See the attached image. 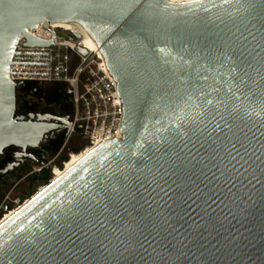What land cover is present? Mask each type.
<instances>
[{"label":"water","instance_id":"obj_1","mask_svg":"<svg viewBox=\"0 0 264 264\" xmlns=\"http://www.w3.org/2000/svg\"><path fill=\"white\" fill-rule=\"evenodd\" d=\"M93 2L0 0V153L53 128L15 117L10 64L47 63L13 54L48 55L14 53L21 37L48 47L55 26L97 50L123 109L121 139L0 225V264H264V0H142L116 19ZM80 200L87 221L66 212Z\"/></svg>","mask_w":264,"mask_h":264},{"label":"built area","instance_id":"obj_2","mask_svg":"<svg viewBox=\"0 0 264 264\" xmlns=\"http://www.w3.org/2000/svg\"><path fill=\"white\" fill-rule=\"evenodd\" d=\"M54 32L48 47L23 46L18 39L14 53H47L48 55L13 54L11 63H47V65L10 64L9 79L18 84L41 87L55 85L69 98L71 106L70 129L55 160L77 134L85 141L84 149L121 139L123 109L113 77L98 55L74 39L51 27ZM47 74V75H28ZM35 90L30 92L33 95ZM70 154L60 160L63 167ZM50 162L49 164H51ZM58 167H51V175Z\"/></svg>","mask_w":264,"mask_h":264},{"label":"flooded vegetation","instance_id":"obj_3","mask_svg":"<svg viewBox=\"0 0 264 264\" xmlns=\"http://www.w3.org/2000/svg\"><path fill=\"white\" fill-rule=\"evenodd\" d=\"M42 87L32 88L30 84L18 85L16 89L15 117L23 121L46 123L53 128L47 133L44 140L32 148L22 149L15 146H8L0 153V213L3 209L8 210L9 205L15 204L10 200L12 191L25 178L36 180L43 179L51 173L49 160L51 155L61 150L67 133L70 129L71 106L69 98L64 91L58 87L55 101L35 102L31 99L30 92L40 91ZM44 117H52L55 120H48ZM82 141L79 134L76 135ZM68 147L62 150L59 161L67 156ZM39 167L34 170V167ZM18 202V201H17Z\"/></svg>","mask_w":264,"mask_h":264},{"label":"rangeland","instance_id":"obj_4","mask_svg":"<svg viewBox=\"0 0 264 264\" xmlns=\"http://www.w3.org/2000/svg\"><path fill=\"white\" fill-rule=\"evenodd\" d=\"M42 89L40 91H37L35 93H33V95H31V99L35 102H39L41 101H46L50 98H54V99H58V96L56 94L58 86L55 85H49V86H41ZM35 88V87H32ZM85 141H81L77 138V136L73 137V139L70 141V143L68 144V153L70 154L69 158L72 157L73 155H81L84 154L86 152V150L84 149L85 146ZM56 157V154H52L49 160H52V158ZM68 158V159H69ZM59 158H57L55 160V158L53 159V161H51L52 163L50 164V167H58L59 170H55L53 173V177L51 175V173H49V175H46V180L44 179H37V176H35L36 178L34 179H30V178H25L23 179L20 184L12 191L11 193V197L10 200H15L16 203L15 204H10L9 208H8V213H0V225L6 221L11 215L15 214L16 211H18L21 207H23V205H25L26 203H28L30 201V199H32L33 197H35L38 193H40L43 189H45L48 185V183H52L55 179H57V176H59L61 173H63L65 171V164L68 162V160L66 161V163L64 164V166L62 167L60 165V161L58 160ZM76 160V159H74ZM73 160V161H74ZM39 167L35 166L34 170H38ZM64 168V169H63ZM18 201V202H17ZM2 203H0L1 206Z\"/></svg>","mask_w":264,"mask_h":264},{"label":"snow or ice","instance_id":"obj_5","mask_svg":"<svg viewBox=\"0 0 264 264\" xmlns=\"http://www.w3.org/2000/svg\"><path fill=\"white\" fill-rule=\"evenodd\" d=\"M142 5V0H131L130 3L125 4L124 0H94V2L90 5L91 7L101 9L103 10L104 14L116 19L115 13L118 9L122 7H127L130 10H140ZM253 7H256L255 4L252 5ZM150 17H145L144 24H143V30L147 29V26L150 22ZM262 32H264V29H262ZM250 36H252V39H256V36L253 33H249ZM246 39V38H245ZM260 40L264 41V34L260 36ZM135 37H130V42H134ZM236 50V43H235V37H232L231 39L225 38L223 41L219 42V47L217 49L218 53L221 55H230L232 51ZM235 147V145H233ZM219 154L218 147H213L210 153V156L212 159H215L217 155ZM195 159V158H194ZM191 164V161H189ZM197 164L200 163V161L196 162ZM196 168V165H192V168L189 169V172L192 174H195L194 170ZM187 174V173H186ZM190 178V177H189ZM106 191V189H105ZM36 197H33L35 199ZM107 199V197H104ZM127 198V197H125ZM81 211L84 214H92L95 212V206L92 205L89 202H85L84 200H80L75 202L72 207L68 208L66 212L72 213L73 216L76 217L77 221H87L86 215H81ZM59 215V212L57 213ZM97 222H99L97 220ZM75 233L73 232V235Z\"/></svg>","mask_w":264,"mask_h":264},{"label":"bare ground","instance_id":"obj_6","mask_svg":"<svg viewBox=\"0 0 264 264\" xmlns=\"http://www.w3.org/2000/svg\"><path fill=\"white\" fill-rule=\"evenodd\" d=\"M53 28L57 29L55 26H52ZM87 48V47H86ZM89 49V48H88ZM91 51L95 52L98 57L101 59V61H103L101 54L97 51V50H93L90 49ZM104 63V62H103ZM101 144H96L92 147H88L86 148V152L84 154L79 155H73L72 157H70L68 159V162L65 164V171L63 173H61L59 176H57V179H55L52 183H55L57 180H59L61 177H63L66 173H68L69 171H71L72 169H74L76 166H78L80 163H82L83 161H85L93 152H95ZM76 159V160H74ZM74 160V161H73ZM64 169V168H63ZM50 183V184H52ZM46 189V188H45ZM45 189H43L42 191H44ZM41 191V192H42ZM40 192V193H41ZM29 203V202H28ZM27 204V203H26ZM25 204V205H26ZM22 208V207H21ZM20 208V209H21ZM19 209V210H20ZM18 210V211H19ZM17 213V211H16ZM15 214L11 215L6 221H8L11 217H13ZM6 221H4L3 223H5ZM2 223V224H3Z\"/></svg>","mask_w":264,"mask_h":264},{"label":"trees","instance_id":"obj_7","mask_svg":"<svg viewBox=\"0 0 264 264\" xmlns=\"http://www.w3.org/2000/svg\"><path fill=\"white\" fill-rule=\"evenodd\" d=\"M56 99H54V98H50L49 99V101H55ZM44 180H46V177L45 178H43Z\"/></svg>","mask_w":264,"mask_h":264}]
</instances>
